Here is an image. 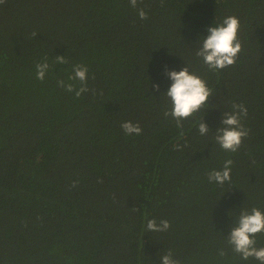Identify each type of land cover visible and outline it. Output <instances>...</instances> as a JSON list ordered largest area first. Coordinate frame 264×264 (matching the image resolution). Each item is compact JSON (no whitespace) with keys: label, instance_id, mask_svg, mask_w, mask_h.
I'll return each instance as SVG.
<instances>
[{"label":"trees","instance_id":"trees-1","mask_svg":"<svg viewBox=\"0 0 264 264\" xmlns=\"http://www.w3.org/2000/svg\"><path fill=\"white\" fill-rule=\"evenodd\" d=\"M230 16L241 50L210 70L196 52ZM75 65L88 69L79 97L57 83L78 90ZM186 66L211 95L177 127L166 70ZM233 104L248 135L228 152L214 137ZM226 160L230 180L210 183ZM252 208L264 213V0L0 4V264H160L169 252L178 264H259L227 242ZM152 219L169 229L148 232ZM255 240L264 247V232Z\"/></svg>","mask_w":264,"mask_h":264},{"label":"clouds","instance_id":"clouds-1","mask_svg":"<svg viewBox=\"0 0 264 264\" xmlns=\"http://www.w3.org/2000/svg\"><path fill=\"white\" fill-rule=\"evenodd\" d=\"M143 0H129L131 7L136 8L138 3ZM5 0H0V4ZM137 15L141 20L147 19L146 12L143 8L137 9ZM239 21L235 17H227L222 24L215 27L207 28L206 37H202V43L196 52L204 64L210 70H219L234 64L237 54L241 50V44L237 39V30ZM67 63L64 57H56V64ZM47 59L36 65V79L43 81L45 74L49 72ZM73 75L69 76V80H78L82 85L78 90L74 85L66 84L64 81H58V86L64 88L67 92L75 91L76 97L88 91L86 86L88 69L82 65H75L72 69ZM166 75L171 81L170 87L164 93L170 101V111H165L164 115L171 116L176 121L177 127H182L181 121L190 117L202 106L210 97V90L206 87L205 82L196 76L190 74L188 67H184L181 71H167ZM158 89V85L153 86ZM231 112H225L221 118L220 126L216 130L214 137L215 142L225 151L236 152L241 145V141L248 135L247 129L240 123V119L247 115V109L242 104H233ZM202 120V119H201ZM125 135H140L141 128L138 124L125 122L121 125ZM198 132L201 136L209 132L208 127L204 123H199ZM177 150L179 147L177 146ZM231 160H226L222 170H213L208 175L210 183L215 182L223 185L230 180ZM170 224L166 220H161L157 224L155 219L149 220L146 225L148 232H165L169 229ZM227 238L228 244L232 250L240 255L242 260L250 258L264 264V247H256V234L264 232V213L257 208L249 210L242 209L237 219L236 225L229 231ZM223 256L224 252L221 251ZM160 264H178L172 258L169 252L160 258Z\"/></svg>","mask_w":264,"mask_h":264}]
</instances>
